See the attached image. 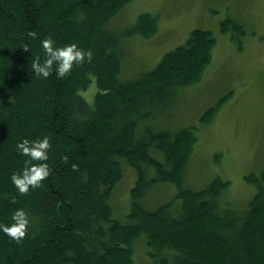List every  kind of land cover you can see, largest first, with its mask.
Returning <instances> with one entry per match:
<instances>
[{
	"label": "trees",
	"instance_id": "trees-1",
	"mask_svg": "<svg viewBox=\"0 0 264 264\" xmlns=\"http://www.w3.org/2000/svg\"><path fill=\"white\" fill-rule=\"evenodd\" d=\"M130 1L0 0V223L12 224L18 208L30 221L20 240L0 229V264H132L140 235L159 264H264V167L244 175L253 194L244 209L235 208L226 198L229 180L220 175L201 188L186 186L196 126L170 131L149 123L178 89L201 79L215 36L192 28L154 67L129 77L126 43L111 21ZM157 30L156 16L144 11L126 35L150 38ZM220 30L238 42L245 34L232 17ZM49 36L54 47L91 50V59L74 62L65 76L56 74L55 62L49 76L36 73ZM92 81L89 103L84 93ZM229 95L199 121L210 122ZM44 136L47 160L31 162L47 163L49 175L22 193L12 174L31 158L17 144ZM124 164L135 182L128 211L118 216L111 197ZM163 183L174 196L145 207L143 198Z\"/></svg>",
	"mask_w": 264,
	"mask_h": 264
},
{
	"label": "rangeland",
	"instance_id": "rangeland-1",
	"mask_svg": "<svg viewBox=\"0 0 264 264\" xmlns=\"http://www.w3.org/2000/svg\"><path fill=\"white\" fill-rule=\"evenodd\" d=\"M144 11L156 16V34L150 38L135 33L126 35ZM226 17L244 23L245 34L239 36V42L221 32L220 21ZM111 23L121 42L127 45H123V72L129 73V77L154 67L165 52L186 40L192 28L213 33L216 43L212 59L201 79L178 89L170 101L156 109L158 116L149 123L170 131L196 126L186 186L201 188L220 175L229 180L225 192L228 202L244 209L254 190L244 175L264 167V0H131ZM94 86L92 81L84 93L89 103ZM227 93L230 95L213 119L201 123L203 111ZM134 182L135 171L124 164L123 178L111 197L114 215L127 213ZM175 190L168 183L155 185L142 202L145 207L153 208L171 199ZM132 245V264H159L150 255L151 249L142 235Z\"/></svg>",
	"mask_w": 264,
	"mask_h": 264
},
{
	"label": "clouds",
	"instance_id": "clouds-1",
	"mask_svg": "<svg viewBox=\"0 0 264 264\" xmlns=\"http://www.w3.org/2000/svg\"><path fill=\"white\" fill-rule=\"evenodd\" d=\"M41 44L45 50L46 58L42 63L37 59L33 64V68L36 73L42 74L45 77L52 73L54 62L56 64V74L58 76H65L73 68L74 62L82 63L86 56L88 59L92 57L91 50H84L75 43L54 47L55 41L50 36L44 38ZM50 146V141L47 136L35 140L24 138L18 142V149L31 158L26 161V166L22 169V172L12 174V180L20 192H27L30 185L33 187L39 185L49 175L50 169L47 163L34 164L31 161H46L48 155L47 149ZM12 219L14 222L10 225L0 223V229L12 238L20 240L27 233L30 223L28 214L25 209L18 208L13 212Z\"/></svg>",
	"mask_w": 264,
	"mask_h": 264
},
{
	"label": "bare ground",
	"instance_id": "bare-ground-1",
	"mask_svg": "<svg viewBox=\"0 0 264 264\" xmlns=\"http://www.w3.org/2000/svg\"><path fill=\"white\" fill-rule=\"evenodd\" d=\"M120 47V46H119ZM151 192H153V191H151ZM148 194H149V192H148ZM151 194V193H150ZM150 194H149V196H150ZM114 217V216H113ZM106 224V223H105ZM103 226V225H102ZM104 227V226H103ZM108 228V227H107ZM106 228V229H107ZM136 240V239H135ZM108 241V240H107ZM139 241H140V239H139ZM141 241H142V239H141ZM136 242V241H135ZM137 243V242H136ZM139 244V243H138Z\"/></svg>",
	"mask_w": 264,
	"mask_h": 264
}]
</instances>
